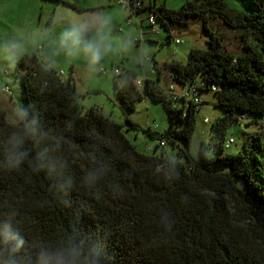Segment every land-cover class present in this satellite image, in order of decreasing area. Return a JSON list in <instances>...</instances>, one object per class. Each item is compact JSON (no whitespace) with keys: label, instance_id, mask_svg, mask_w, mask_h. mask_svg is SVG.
Returning a JSON list of instances; mask_svg holds the SVG:
<instances>
[{"label":"trees","instance_id":"16d2710c","mask_svg":"<svg viewBox=\"0 0 264 264\" xmlns=\"http://www.w3.org/2000/svg\"><path fill=\"white\" fill-rule=\"evenodd\" d=\"M247 1L254 11L225 0H184L178 8L142 0L129 10H148L168 41L198 17L205 28L216 19L237 31L242 43L232 52L210 33L208 46L192 47L185 60H153L154 77L140 85L133 70L114 73L126 111L145 95L163 104L168 127L146 130L156 140L148 152L125 134L136 127L128 117L125 126L95 107L83 112L72 76L62 80L34 53L18 57L24 114L11 122L0 106V264H38L41 252L73 246L79 264H264L262 133L246 134L236 154L225 147L230 126L257 124L255 115L264 114V0ZM190 84L202 97L199 109L168 91ZM204 92L214 93L223 114L195 158L190 142ZM13 135L27 153L15 168L8 166ZM165 140L183 142L175 159Z\"/></svg>","mask_w":264,"mask_h":264},{"label":"rangeland","instance_id":"374dc122","mask_svg":"<svg viewBox=\"0 0 264 264\" xmlns=\"http://www.w3.org/2000/svg\"><path fill=\"white\" fill-rule=\"evenodd\" d=\"M71 1L81 7V10L76 11L62 4L45 3L51 7V11L57 10V15L61 17V20L55 21L47 33L39 31L36 36L38 38L36 45L33 44L34 36L27 35L23 37L25 41L19 42L11 30L6 28L4 34V29L1 30L0 24V105L11 122H18L24 114V97L16 61L22 54L34 53L46 67L57 72L62 70L64 72L62 80L69 77L71 63H73L76 69L73 78L82 111L95 107L104 115L125 126L129 125L126 122V117H128L136 124V127H129L125 134L139 151L148 152L156 140L150 138L146 130L150 128L160 133L168 127V117L163 104L160 100L156 101L145 95L143 100L136 104L134 111H126L115 89L114 69L119 67L122 70H133L141 80L144 77L153 78L151 73L153 60L158 64L172 58L185 60L192 47L206 48L208 46L210 33L222 35L223 43L229 51L241 50L242 43L238 32L222 25L216 19L208 21L205 28L201 18L192 17L189 27L186 30H173L172 38L168 41L166 31L160 24L157 25V34L150 33L149 28L141 27L140 18H145L148 10L137 15L108 0ZM225 1L230 8L238 11L252 12L255 10V7L247 0ZM183 2L184 0H154L156 5L165 3L170 8H178ZM82 20L94 22L96 28H100L103 21L104 26L100 30L111 45L110 51L94 65L90 64L83 54H69L59 43L61 35ZM7 22L10 21L7 20ZM144 23H147L146 19ZM92 35H95V29ZM177 39L180 40L179 43L175 42ZM12 44L19 45L14 55L7 50ZM4 85L9 87L8 93L2 92L1 87ZM202 96L205 103L196 115L195 129L190 142V153L195 158L200 157L201 144H206L210 140L211 121L223 114L221 107L214 105V93L204 92ZM255 116L259 120L257 124H248L247 120L240 119L238 123L229 127L228 136L233 137L234 142L226 151L233 154L238 153L242 148L245 135L256 131L262 133L260 141L264 149V114ZM205 117L209 119L208 122L204 121ZM178 145H183V142L178 140V144H173L165 140L163 149L169 159L177 157ZM207 154L211 155L212 151L208 149ZM261 161L264 166V155Z\"/></svg>","mask_w":264,"mask_h":264},{"label":"clouds","instance_id":"9594fccd","mask_svg":"<svg viewBox=\"0 0 264 264\" xmlns=\"http://www.w3.org/2000/svg\"><path fill=\"white\" fill-rule=\"evenodd\" d=\"M104 26L101 22L100 28ZM96 28L94 22L82 20L64 32L60 37V45L69 54H83L90 64H97L110 51L111 45L107 42V37ZM95 29V35H92ZM18 44H12L7 49L14 55L18 50ZM11 148L8 155V166L19 167L27 153L22 150L23 140L17 135H13L10 140ZM97 178L95 173H90L88 181L92 182ZM171 228V224L168 225ZM81 251L76 247L58 249L56 252H41L38 257V264H79Z\"/></svg>","mask_w":264,"mask_h":264},{"label":"crops","instance_id":"0c3cea01","mask_svg":"<svg viewBox=\"0 0 264 264\" xmlns=\"http://www.w3.org/2000/svg\"><path fill=\"white\" fill-rule=\"evenodd\" d=\"M151 1L154 2V0H145L146 3ZM46 2L67 5L76 11L81 10V7L76 6L71 0H0V24L1 30L4 29L3 33L5 34L6 28L11 30L17 36L16 40L19 42L25 41L26 39L23 37L27 35L34 36L33 44L36 45L38 41L36 36L39 31L47 33L55 21L61 20V17L57 15V10L51 11V7L46 5ZM7 20L10 22H7ZM71 64L69 76L73 77L76 69L74 64Z\"/></svg>","mask_w":264,"mask_h":264},{"label":"built area","instance_id":"2783aa9c","mask_svg":"<svg viewBox=\"0 0 264 264\" xmlns=\"http://www.w3.org/2000/svg\"><path fill=\"white\" fill-rule=\"evenodd\" d=\"M112 1L115 4L119 5L123 9H132V8H137L141 5L142 0H108ZM147 25L149 28L150 33L157 34L158 33V26L155 22V17L154 15L150 14L147 17ZM176 43H179L180 40H175ZM122 71L121 68L117 67L114 69V73L119 74ZM59 75L63 76V72H58ZM137 85H140L141 79L136 78L135 80ZM201 86V84H200ZM2 92L8 93L9 92V87L7 85H4L1 87ZM169 93H173L174 96H182L186 100H191L195 106L196 109L200 108V105L202 103V97L199 94L198 86L197 85H192L190 84L188 87H180L176 88L174 85L169 86ZM204 121H208L207 118L204 119ZM234 142L233 137H228V139L225 142V147H229L232 143Z\"/></svg>","mask_w":264,"mask_h":264}]
</instances>
